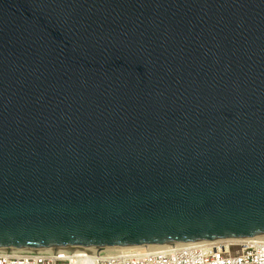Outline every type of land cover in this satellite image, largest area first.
I'll list each match as a JSON object with an SVG mask.
<instances>
[{
	"label": "water",
	"instance_id": "95a60500",
	"mask_svg": "<svg viewBox=\"0 0 264 264\" xmlns=\"http://www.w3.org/2000/svg\"><path fill=\"white\" fill-rule=\"evenodd\" d=\"M260 236L264 0H0V249Z\"/></svg>",
	"mask_w": 264,
	"mask_h": 264
},
{
	"label": "built area",
	"instance_id": "2783aa9c",
	"mask_svg": "<svg viewBox=\"0 0 264 264\" xmlns=\"http://www.w3.org/2000/svg\"><path fill=\"white\" fill-rule=\"evenodd\" d=\"M160 246L0 249V264H264V236L245 244L217 242L214 246L211 241H202Z\"/></svg>",
	"mask_w": 264,
	"mask_h": 264
},
{
	"label": "bare ground",
	"instance_id": "6f19581e",
	"mask_svg": "<svg viewBox=\"0 0 264 264\" xmlns=\"http://www.w3.org/2000/svg\"><path fill=\"white\" fill-rule=\"evenodd\" d=\"M260 237H263V236H260ZM250 239H253V238H239V239H232V240H226L225 242L226 243H237V242H239V243H242V242H244V241H248V240H250ZM139 248H142V247H145V246H138ZM148 247H163V246H158V245H150V246H148ZM90 248H92V247H90ZM93 248H95V247H93ZM113 248H118V247H108V248H106V249H113ZM98 249H102V248H98Z\"/></svg>",
	"mask_w": 264,
	"mask_h": 264
},
{
	"label": "rangeland",
	"instance_id": "374dc122",
	"mask_svg": "<svg viewBox=\"0 0 264 264\" xmlns=\"http://www.w3.org/2000/svg\"><path fill=\"white\" fill-rule=\"evenodd\" d=\"M235 249L233 248V251H234Z\"/></svg>",
	"mask_w": 264,
	"mask_h": 264
}]
</instances>
